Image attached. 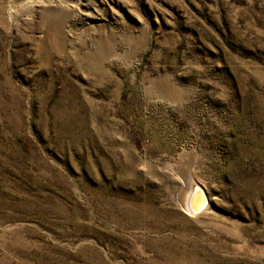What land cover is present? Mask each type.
<instances>
[{
  "label": "rangeland",
  "instance_id": "374dc122",
  "mask_svg": "<svg viewBox=\"0 0 264 264\" xmlns=\"http://www.w3.org/2000/svg\"><path fill=\"white\" fill-rule=\"evenodd\" d=\"M0 264H264V0H0Z\"/></svg>",
  "mask_w": 264,
  "mask_h": 264
},
{
  "label": "bare ground",
  "instance_id": "6f19581e",
  "mask_svg": "<svg viewBox=\"0 0 264 264\" xmlns=\"http://www.w3.org/2000/svg\"><path fill=\"white\" fill-rule=\"evenodd\" d=\"M183 178L185 186L180 194L182 209L190 215H199L203 211H206L210 205L207 190L197 183L198 181L195 180L193 174H188L187 177L186 174H184ZM194 185H196V187H194Z\"/></svg>",
  "mask_w": 264,
  "mask_h": 264
},
{
  "label": "water",
  "instance_id": "95a60500",
  "mask_svg": "<svg viewBox=\"0 0 264 264\" xmlns=\"http://www.w3.org/2000/svg\"><path fill=\"white\" fill-rule=\"evenodd\" d=\"M194 187H196V185H194Z\"/></svg>",
  "mask_w": 264,
  "mask_h": 264
}]
</instances>
